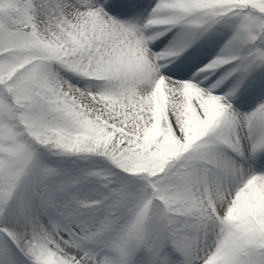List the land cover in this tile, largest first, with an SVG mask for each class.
<instances>
[{"label": "snow or ice", "instance_id": "6c2138e0", "mask_svg": "<svg viewBox=\"0 0 264 264\" xmlns=\"http://www.w3.org/2000/svg\"><path fill=\"white\" fill-rule=\"evenodd\" d=\"M0 264H264V0H0Z\"/></svg>", "mask_w": 264, "mask_h": 264}]
</instances>
